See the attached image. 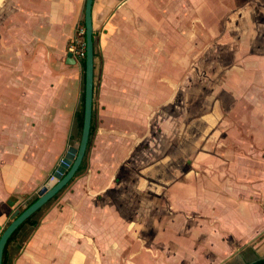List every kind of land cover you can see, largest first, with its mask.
I'll use <instances>...</instances> for the list:
<instances>
[{
	"label": "crops",
	"instance_id": "obj_1",
	"mask_svg": "<svg viewBox=\"0 0 264 264\" xmlns=\"http://www.w3.org/2000/svg\"><path fill=\"white\" fill-rule=\"evenodd\" d=\"M202 1H94L87 168L19 228L8 264L264 257V0ZM85 5L0 0V235L78 137L85 70L69 42ZM201 30L208 43L227 46L225 64L214 63L224 85L210 84L207 95L199 82ZM216 30L222 35L211 42ZM124 175L130 179L116 180ZM153 205L161 206L157 219Z\"/></svg>",
	"mask_w": 264,
	"mask_h": 264
},
{
	"label": "water",
	"instance_id": "obj_2",
	"mask_svg": "<svg viewBox=\"0 0 264 264\" xmlns=\"http://www.w3.org/2000/svg\"><path fill=\"white\" fill-rule=\"evenodd\" d=\"M95 0H86L85 5V38H86V68H85V108L82 135L78 146L69 145L49 180L37 191V199L24 210L16 208L11 219L0 235V264H3L5 246L12 233L32 214L41 209L65 188L76 176L87 151L91 139L93 124L94 91H95V52L96 37L93 22V4ZM72 58V54H69ZM75 60L74 58H72Z\"/></svg>",
	"mask_w": 264,
	"mask_h": 264
},
{
	"label": "rangeland",
	"instance_id": "obj_3",
	"mask_svg": "<svg viewBox=\"0 0 264 264\" xmlns=\"http://www.w3.org/2000/svg\"><path fill=\"white\" fill-rule=\"evenodd\" d=\"M200 1H201V7H202L205 3L202 0H200ZM174 4L175 3L173 2V5ZM185 14H186L185 15V20H190V15H188L187 13H185ZM168 18L171 19V20H175V12L174 13H170L169 12L168 13ZM236 32H237V30H234V33L235 34H237ZM241 32L245 36L246 35H251V33H252L251 36H254V37L261 36V29L256 30V32H253V31L248 30V29L247 30L246 29H243ZM221 35H222V30H216V31L212 32V34L210 36L211 37L210 41L211 42L215 41L216 38H218ZM207 36L208 35L206 33H204V30H201V44H200V53H199V61H200V67H199V72H200L199 82H200L201 90H203L205 92L204 95H207L206 94L207 93V87L210 84H212V89L213 90H216L218 87L224 85L225 77H223V76H217V75H215L216 73L214 74L215 70L218 69L217 66L214 63H217L216 61L221 60L218 65L225 64V62L223 61V59H224L223 52H224V50L227 49V46H224L225 44L208 43V37ZM252 53H253L252 51H248L247 53L244 54V57L243 58L246 59L247 56L249 54H252ZM170 70H172V68H170V64H169V72H170ZM191 78L192 77H191V71H190L189 72V75H185L184 78H183V79H185V84H187V85L188 84H191ZM174 81H177V78L170 76L169 77V83H174ZM169 110H172V109L170 108ZM72 127L73 126H71V130H72ZM73 130H74V127H73ZM75 134H76V130H75ZM77 136L78 137L75 140H68L64 152L67 151L69 145H75V146H78L79 145V143H80V135L77 133ZM173 150H174V146L169 150V153H172ZM63 156H64V154L58 159V161H56L57 162L56 163V167L60 163V161H61V159H62ZM56 167L54 168L53 171L50 172V176L39 187V189L44 184H46V182L49 180V178L52 176L53 172L55 171ZM129 177L130 176H128V175H124V177L121 176V177L117 178L116 180L118 182L119 181L120 182L128 181L130 179ZM73 180L65 187L66 189H69L70 188V184L73 182ZM137 180H138V178H137ZM123 186H124V184H123ZM65 188H63V190H61V192H59V194H57V195H60L61 193H63L64 190H66ZM72 191H74V189ZM57 195L55 196V198L57 197ZM26 196H27V194L24 197L26 198ZM15 198H18V197L16 196ZM55 198L53 197L52 200H54ZM27 200L25 199V202H27ZM160 208H161L160 205H153L152 206V211H153V215L152 216H153V218L157 219V216L160 213L159 212L160 211ZM8 222H7V224H8ZM7 224H5L3 226V228H1L2 231L6 227ZM125 255H127V254H125ZM120 259L121 260H128V256H124V257H121L120 256Z\"/></svg>",
	"mask_w": 264,
	"mask_h": 264
},
{
	"label": "trees",
	"instance_id": "obj_4",
	"mask_svg": "<svg viewBox=\"0 0 264 264\" xmlns=\"http://www.w3.org/2000/svg\"><path fill=\"white\" fill-rule=\"evenodd\" d=\"M80 26H83V27H85V23H84V21L82 22V24L80 25ZM79 26V27H80ZM84 39L86 40V38H85V36H84ZM82 63H83V67H84V70H85V68H86V55L82 58ZM84 95H83V107H82V110H81V112H80V114H79V135H80V139H81V135H82V129H83V123H84V108H85V104H84ZM93 129H94V125L92 124V129H91V135H92V132H93ZM89 144H90V142H89ZM87 155H88V151H87V154H86V156H85V158H84V160H83V162H82V164H81V166H80V168L78 169V172H77V174H76V176L77 175H79L80 173H82L83 171H85V169L87 168ZM75 176V177H76ZM28 196V195H27ZM37 197H38V195H35V196H29L28 197V201L26 202V203H24L21 207H20V209H21V211L22 210H24L28 205H30L31 203H33L36 199H37ZM55 198V197H54ZM9 202L10 203H12L13 201L12 200H9ZM40 210V209H39ZM39 210H37L34 214H32L30 217H28L13 233H12V235L10 236V238L8 239V242H7V244H6V246H5V251H4V257H3V264H8V262H9V258H8V251H9V247H10V244H11V242L13 241V239L15 238V236H16V234H17V232H18V230H19V228L23 225V224H25V223H27V222H29V221H31V219L33 218V216L39 211ZM33 223H35V221H33ZM250 264H264V257H261V258H259V259H257V260H255L254 262H252V263H250Z\"/></svg>",
	"mask_w": 264,
	"mask_h": 264
},
{
	"label": "built area",
	"instance_id": "obj_5",
	"mask_svg": "<svg viewBox=\"0 0 264 264\" xmlns=\"http://www.w3.org/2000/svg\"><path fill=\"white\" fill-rule=\"evenodd\" d=\"M85 36V27L80 26L77 29V33L71 38L69 42V50L74 55L76 60H82L86 55V40Z\"/></svg>",
	"mask_w": 264,
	"mask_h": 264
}]
</instances>
